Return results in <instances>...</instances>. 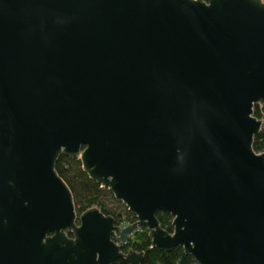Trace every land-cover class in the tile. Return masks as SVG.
<instances>
[{
  "label": "water",
  "instance_id": "obj_1",
  "mask_svg": "<svg viewBox=\"0 0 264 264\" xmlns=\"http://www.w3.org/2000/svg\"><path fill=\"white\" fill-rule=\"evenodd\" d=\"M258 104L264 0H0V264H141L123 247L142 229L197 264H264ZM61 156L136 222L78 214Z\"/></svg>",
  "mask_w": 264,
  "mask_h": 264
},
{
  "label": "trees",
  "instance_id": "obj_2",
  "mask_svg": "<svg viewBox=\"0 0 264 264\" xmlns=\"http://www.w3.org/2000/svg\"><path fill=\"white\" fill-rule=\"evenodd\" d=\"M254 116L258 119H264V105L255 106ZM253 147L257 153L264 152V124L260 134L255 138ZM56 169L73 193L78 214L91 209H98L105 216L115 218L120 226L131 225L136 222V217L129 212L124 204L118 202L108 189L89 178L83 171L79 159L61 156ZM157 218L162 229L169 233L173 232L170 215L159 213ZM129 242L126 251L133 249L136 253L144 254V260L141 264H197L195 259L186 255L181 248H176L170 253L152 249V241L147 229L138 231ZM113 264L129 263L125 258H122Z\"/></svg>",
  "mask_w": 264,
  "mask_h": 264
},
{
  "label": "flooded vegetation",
  "instance_id": "obj_3",
  "mask_svg": "<svg viewBox=\"0 0 264 264\" xmlns=\"http://www.w3.org/2000/svg\"><path fill=\"white\" fill-rule=\"evenodd\" d=\"M92 210V209H91ZM89 211V210H88ZM87 212V211H86ZM83 213H85V212H83ZM82 213V214H83ZM118 224V223H117ZM119 225V224H118ZM70 237H72V234L71 233H69L68 234ZM113 241H115L116 243H117V245H120L121 243L120 242H118L117 241V236L116 237H113ZM130 242L128 241V243L127 244H125L124 245V247H123V252H124V254L125 255H127L129 252H131V251H133V249H130L129 251H126V247H127V245L129 244ZM134 252V251H133ZM139 254V253H138ZM116 262V261H115Z\"/></svg>",
  "mask_w": 264,
  "mask_h": 264
},
{
  "label": "built area",
  "instance_id": "obj_4",
  "mask_svg": "<svg viewBox=\"0 0 264 264\" xmlns=\"http://www.w3.org/2000/svg\"><path fill=\"white\" fill-rule=\"evenodd\" d=\"M125 226H127V225H123L122 227H125Z\"/></svg>",
  "mask_w": 264,
  "mask_h": 264
}]
</instances>
